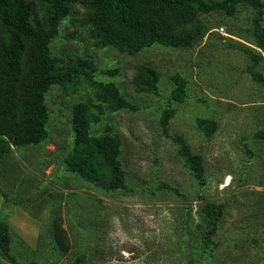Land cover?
Instances as JSON below:
<instances>
[{"label":"rangeland","instance_id":"obj_1","mask_svg":"<svg viewBox=\"0 0 264 264\" xmlns=\"http://www.w3.org/2000/svg\"><path fill=\"white\" fill-rule=\"evenodd\" d=\"M80 6L61 24L53 53L68 49L95 59L97 79L115 81L135 111H106L92 126L99 135L111 132L122 139L121 160L132 191L105 192L65 170L64 156L73 145L72 107L94 100L85 87L65 97L54 86L47 94L50 113L47 142L13 148L3 163L0 219L11 228L12 252L21 264H264V142L255 133L264 128V86L246 70L250 60L233 44L251 47L254 11L240 6L234 17L203 14L205 39L192 49L155 44L136 55L115 47L97 49L88 28L79 26ZM222 27L224 28L223 30ZM161 72L159 92H138L132 82L137 66ZM117 69L116 76L104 73ZM264 72V60L261 63ZM188 78V96L171 120V133L182 134L194 152L205 157L207 184L203 193L216 202H229L213 255L203 250L199 185L180 154L179 146L162 134L160 119L170 104L171 76ZM199 116L215 118L212 138L197 126ZM162 183L190 197L193 207ZM5 195V196H4ZM61 222L70 249L58 251L53 223ZM19 263V264H20ZM0 264H14L0 253Z\"/></svg>","mask_w":264,"mask_h":264},{"label":"trees","instance_id":"obj_2","mask_svg":"<svg viewBox=\"0 0 264 264\" xmlns=\"http://www.w3.org/2000/svg\"><path fill=\"white\" fill-rule=\"evenodd\" d=\"M78 6L83 8L78 24L88 28L95 48L115 47L129 55H136L155 44L192 49L205 39L208 31L201 17L203 14L219 12L234 17L240 6L250 7L254 11L250 34L256 48L242 42L233 47L249 58L246 70L255 82L264 86L261 70L264 0H0V184L3 163L13 153V148L38 146L49 139L50 113L46 96L50 90L58 86L63 96L70 97L89 87L94 100L78 101L72 107L74 136L73 145L63 158L65 170L105 192L132 191L121 160V137L111 129L101 135L91 130L94 124L102 121L106 111H135L138 107L124 97L115 81L97 79L99 67L93 56L68 49L55 55L52 50L61 24L70 16L74 17V9ZM118 72L117 69L104 70L111 77ZM160 77L157 68L140 64L132 82L138 92L158 93ZM171 79L174 86L170 104L161 114V131L178 144L185 164L200 187L198 194L203 200V223L199 225L201 243L211 256L219 247L215 236L229 202H216L205 196L204 154L194 152L182 134L171 133V120L177 114L171 103H182L186 99L189 84L188 78L179 72ZM196 122L208 138L218 130L215 118L199 116ZM255 138L264 142V128L255 133ZM159 188H170L190 203V197L175 186L162 183ZM192 207L189 204L186 209ZM52 236L58 251L66 254L71 246L61 222L53 223ZM0 253L12 263H20L12 252L10 225L3 219H0ZM187 256L191 264H197L193 255ZM74 264H86V257L78 256Z\"/></svg>","mask_w":264,"mask_h":264},{"label":"built area","instance_id":"obj_3","mask_svg":"<svg viewBox=\"0 0 264 264\" xmlns=\"http://www.w3.org/2000/svg\"><path fill=\"white\" fill-rule=\"evenodd\" d=\"M221 30H223V28Z\"/></svg>","mask_w":264,"mask_h":264}]
</instances>
